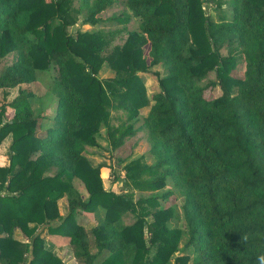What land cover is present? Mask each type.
<instances>
[{"label": "trees", "instance_id": "16d2710c", "mask_svg": "<svg viewBox=\"0 0 264 264\" xmlns=\"http://www.w3.org/2000/svg\"><path fill=\"white\" fill-rule=\"evenodd\" d=\"M113 4L0 0V63L13 56L0 89H19L0 107V147L11 139L9 166H0V263L65 264L38 234L47 227L84 264H98L104 254L99 264H170L184 238L192 256L178 255L174 264H258L264 253V0H231L232 16L216 21L205 4L221 12L218 0H127L129 12L110 19L121 29L69 32L84 12L82 23L98 26ZM133 19H140L139 31L128 29ZM121 33L128 34L125 42L113 45ZM107 62L116 76L99 80ZM157 66L167 74L154 73L160 90L150 99L139 74ZM40 72L51 76L57 100L53 125L41 134L29 87ZM216 89L220 96L207 94ZM146 107L139 130L154 163L120 161L127 192L107 191L103 166L91 165L86 148L98 147L103 127L112 149L123 146L138 132ZM169 182L183 199V227L160 202L174 196ZM136 190L152 194L135 200ZM64 197L69 213L60 217ZM100 208L105 217L93 230L94 254L76 216ZM128 212L136 219L125 225ZM15 230L28 242L14 239Z\"/></svg>", "mask_w": 264, "mask_h": 264}, {"label": "rangeland", "instance_id": "374dc122", "mask_svg": "<svg viewBox=\"0 0 264 264\" xmlns=\"http://www.w3.org/2000/svg\"><path fill=\"white\" fill-rule=\"evenodd\" d=\"M222 2V11H213L210 5L205 4L206 16L212 20L216 21L222 15H226L227 17L232 16L231 7L229 2L231 0H218ZM74 7H79V2L75 1ZM129 12L127 7V0H114V4L107 11L103 12L101 17L104 19L102 23L98 26L86 25L83 22L84 16L86 13H82L78 21L74 26L69 28V32L75 35L77 32H98L100 30L105 31H114L116 29H121L124 25L114 23L110 19H113L117 16L126 15ZM140 19H133L127 25L128 29L131 31H139ZM128 34L121 33L113 36L112 44L122 45ZM148 53V49L146 53ZM239 60L241 63V67H243V57L239 56ZM13 62V56L9 55L5 60L0 63V75L3 73L5 68ZM161 73L162 76L167 74L166 68L164 66H157L152 69V72L149 74L140 73L139 76L143 79L144 85L146 86L147 93L150 99H152L153 95L158 93L159 83L158 79L154 73ZM116 76V72L109 66L108 62L104 63L101 70L97 74V78L99 80H108L114 78ZM52 78L47 72L38 73V81L32 84L30 87L31 91L35 94V98L32 101V107L34 110L35 118L39 117V128L38 133L41 134L52 124V116L55 113L57 100L51 94L50 85ZM23 88H28L26 86H22ZM19 94V89L15 90H1L0 89V107L4 104L12 102ZM210 96L218 97L221 95L220 89H216L215 91L208 92ZM151 104L153 102L151 101ZM150 111V107H146L141 110V115L139 120L135 123V127L138 130L135 136L128 139L126 143L118 147L117 149H112L110 145V141L108 139L107 129L105 127L102 128L101 133L98 136V147L94 148H86V152L84 155L87 157L91 165L95 168L103 166L101 169V177L103 180L104 188L109 191H115L118 194H122L127 192L125 186V171L124 166L126 163H129L135 159L144 157V162L152 164L154 163V159L150 154L151 145L148 140V136L144 130H139L143 124V119L148 115ZM115 115H122V112H116ZM13 117L12 114L7 115V120H10ZM11 144V139L5 140L4 143L0 147V166L5 167L9 166V147ZM120 161L125 164L120 163ZM77 187L81 193L87 195L83 186L77 183ZM167 189L174 191V196L168 198L167 200H161V205L164 208L172 207L175 210V216L180 218L174 222L175 225L183 227L184 222L182 218V204L183 199L179 195V193L174 189L172 183H168ZM151 192L145 191H134V198L138 200L142 196L151 195ZM60 217H65L69 213V205L67 197L62 198L58 203V211ZM105 211L104 209H99L95 213H86L79 212L76 216L77 222L84 226L87 231L88 241L90 244V249L92 253H97L98 250L96 248V239L93 233L94 228H97L100 223L104 220ZM135 217L131 213H126L123 217V222L125 225H130L135 221ZM152 219L149 218V222ZM42 239H44L46 246L52 251V253L60 258L65 264H84L81 262L75 254L74 248L69 245L68 240L62 237L51 236L47 233V227H41L40 232L38 233ZM14 239L20 241L21 243H26L28 240L23 236V234L19 230H15L13 234ZM182 240L180 245V251L175 254V256L171 259L170 264L175 263V258L178 255L189 254L192 256V250L185 248V241ZM107 255V254H106ZM104 254L98 260V264L106 257ZM1 264V263H0Z\"/></svg>", "mask_w": 264, "mask_h": 264}, {"label": "clouds", "instance_id": "9594fccd", "mask_svg": "<svg viewBox=\"0 0 264 264\" xmlns=\"http://www.w3.org/2000/svg\"><path fill=\"white\" fill-rule=\"evenodd\" d=\"M245 239H247V237H245ZM256 259H257L258 264H264V253L258 254Z\"/></svg>", "mask_w": 264, "mask_h": 264}, {"label": "crops", "instance_id": "0c3cea01", "mask_svg": "<svg viewBox=\"0 0 264 264\" xmlns=\"http://www.w3.org/2000/svg\"><path fill=\"white\" fill-rule=\"evenodd\" d=\"M56 111V110H55ZM53 124V123H52ZM50 127H52V125L50 126ZM49 128V127H48Z\"/></svg>", "mask_w": 264, "mask_h": 264}]
</instances>
